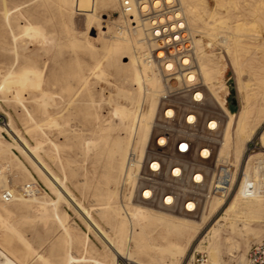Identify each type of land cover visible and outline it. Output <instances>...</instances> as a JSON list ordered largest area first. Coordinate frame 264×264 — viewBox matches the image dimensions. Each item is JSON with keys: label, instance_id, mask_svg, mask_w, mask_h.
<instances>
[{"label": "rangeland", "instance_id": "rangeland-1", "mask_svg": "<svg viewBox=\"0 0 264 264\" xmlns=\"http://www.w3.org/2000/svg\"><path fill=\"white\" fill-rule=\"evenodd\" d=\"M71 1L67 0L59 4L58 0H0V126L5 127V123L11 121L29 147H36L37 143L41 142L36 151V159L46 165L49 172L64 184V189L70 197L81 204L86 220L94 228L109 231L108 226L100 218L99 209L102 193L106 191L104 176L109 165L108 147L114 137L123 136L120 131L113 129L120 124V120L111 114L112 107L117 103L127 105L128 101L124 95L123 97L122 94L119 95L118 90L121 93L124 90L131 91V87H134L127 80L129 74L124 64L129 61L130 55L126 52L114 54L110 59L113 66L105 62L104 77L89 76L87 87L80 84L78 76L82 73L87 75V66L94 61L96 54L102 51L104 43L124 17L119 7V0H97V6L91 0H78L75 10L71 8ZM189 1L195 7V14L199 16L193 26L190 24L192 30H195L193 36L202 37L206 41L214 37V40L212 39L214 51L224 55L228 63L224 73L228 87L226 107L232 113L238 111L241 99L229 65L231 52L232 56L235 54L238 62H242L240 63L242 80L252 89L251 101L255 104L254 116H257L255 119L259 124L256 134L258 136L259 131L264 129V0ZM187 19H189L188 14ZM241 22L248 24L247 29L235 34L236 24ZM27 23H31V27L27 31H22L23 25ZM105 24L109 26L108 33L93 39L101 30H107L103 28ZM35 30L42 31L43 36L34 32ZM210 32L213 36H210L212 35ZM219 36L228 37L230 54L219 42ZM234 39L239 41L236 42ZM88 40L93 42L96 49L93 53L85 49ZM244 61H248L250 65L248 62L243 63ZM25 68H35L42 72L39 85L35 87L34 83L31 85L17 78L6 80L7 71H21ZM11 86L18 93L20 100H16L13 91L10 90ZM41 92H47L50 97L45 101L42 100ZM207 94L206 109L221 114L209 93ZM231 96L236 98L235 106L230 103ZM23 106L32 115V120L27 117ZM158 109L159 103L154 121L158 116ZM50 117L55 119L53 121L55 125L49 121ZM225 120L224 117V122ZM47 122L53 125H48ZM33 123L37 124V129L35 124L32 126ZM14 138L13 134L0 130L1 175L3 174L8 180L7 184L14 194L21 193V187L26 183L37 185L40 193L35 194L39 199L30 200L27 204L15 200L5 205L11 212L8 221L12 223L14 229H6L0 224L2 245L10 249L22 264L23 262L24 264H64L63 258L67 249L74 256L81 255V243L87 235L90 253L95 257H102L107 246L105 240L94 228L92 230L87 228L83 213L81 214L73 204L57 199L47 179L38 171L33 161L35 159L16 147ZM1 163H7L9 169L1 168ZM120 177L118 173L114 201L115 204L122 206L118 193ZM1 185L0 183V204L3 203L1 194L6 191ZM50 199L54 200V204L46 203L47 208L42 211L39 207L40 202ZM133 204L137 203L133 202ZM140 206L147 207L141 204ZM254 208V203L240 201L236 213L232 214L230 220L224 224L217 222L219 215L222 214V211H219L195 237L181 264H184L183 261L194 251L208 253V243L205 239L210 235L211 228L217 227L220 232L219 264H244L250 246L264 239V213L254 216L250 212ZM154 210L189 220L200 218L162 209ZM56 217H59L64 224H60ZM64 225L70 236L68 243L65 241L67 235ZM148 230L150 234H155L157 228L151 226ZM131 259L145 264V260L140 256ZM117 262L124 264L128 260L124 256ZM80 264H90V262Z\"/></svg>", "mask_w": 264, "mask_h": 264}, {"label": "bare ground", "instance_id": "bare-ground-1", "mask_svg": "<svg viewBox=\"0 0 264 264\" xmlns=\"http://www.w3.org/2000/svg\"><path fill=\"white\" fill-rule=\"evenodd\" d=\"M58 1L59 4H63L67 0ZM91 1L96 3L97 6V0ZM188 1L189 0H131L133 10L129 13H124L119 0V7L122 11L121 13L124 17V20H122L121 24H119L118 27L114 29L112 35L104 43L102 51L96 54L94 61L87 66V75L83 73L80 75V72L78 73L80 84L84 87H87L90 80L89 76L92 78L104 77L105 72L103 70V65L105 62L109 66H113V63L110 59H112L114 54L126 52L130 55L129 61L124 62V64L126 65L129 74L127 80H129V83H131L134 87H131V91L124 90L125 92L121 89V93L118 90L119 95L122 94V97L124 95V98L128 101L127 105L117 103L112 107L111 114L120 120V124L114 126L113 129L120 131L123 136L118 135L114 137L111 140L110 146H107L109 151V165L107 174L104 176L106 191L102 193V201L100 203L101 208L99 209L101 210L99 213L100 218L105 223V225L108 226L109 231H106L105 229L102 230L98 227L94 228L92 224L86 220V215L84 216V208L81 206V204L77 200H73V198L70 197L68 192L64 189V184L54 174L52 175L49 172L46 165L40 162L38 158L36 159V151L40 147L41 142L37 143L36 147H29L26 144L23 136H21L18 130L15 129L11 121L5 123V127L0 126V130H5L6 132L11 133V135H14L16 147L25 151V153L31 156V158L33 157V159H35L33 161L35 162L38 171L45 177V179H47L48 184L52 191L56 194L57 199H63L67 204H73L81 212V214L83 213L87 228L90 230L94 228L95 231H97L101 235L102 239H104L107 243L106 251L103 252L104 255H102V257H95L90 253L89 239L88 236L85 235L81 243V255L74 256L67 249L63 258L64 264H80L82 262H90V264H118L117 260L124 256L127 257L129 262L134 261V263L137 262L131 258L134 256H140L145 260V264H181L183 257L185 256L191 244L194 242L195 237L200 233L201 230L205 228L207 223L219 213V211H222V214L219 215L217 222H223V224L226 223L227 220H230V216L232 214L236 213L240 201L254 203L255 208L250 211L254 216H259V214L264 213V198L258 196L242 198L239 193H235L227 200H223L221 197L213 198L207 206L206 212L202 214L198 220L174 217L170 216L169 214H164L163 212L159 213V211L155 212V210L152 208L140 206V204H133L132 202H128L125 207L115 204L116 202L114 201V198L117 191L115 186L118 173L120 177L125 168L127 155L132 149H136L137 152L140 153L143 152V149L152 132L159 99L163 91L162 78L156 69L155 63L149 60V56L151 55L152 51L157 49V44L154 41H151L152 38H150V36L152 33H150L149 30L154 24H156L157 21H174V26H171V28L169 26L168 30L175 31V29H180L184 33L182 36L187 35L191 38V51L196 61V69L191 74H189L188 80L192 81L198 77L202 81V83L206 86L211 99L214 101L218 110L226 119L224 122L222 139L220 140V146L218 150L219 157L230 158L235 165H239L243 159V153L247 147V142L255 137L260 142V149L256 152L254 157H261L264 155V129L259 131L258 136L256 135L259 124L258 121L256 123L255 118L257 116H254L255 104L251 101V97L253 96L251 93L252 91L250 92L252 89H250L247 82L242 80V68L240 65L242 62H238L239 60L236 58L235 54L232 56L231 52V60L228 57V60L231 61L229 62V65H231L233 76L235 78L236 90L241 99V106L239 107L238 111L236 113H232L226 107L225 98V95L228 93V87L224 80V73L228 67V63L224 55H222L220 52L214 51V37L212 38L213 40L210 38L206 41L202 37L195 38L193 36V32L195 30H192L191 26L195 24L194 22L199 16L197 17L194 10L195 7L189 3L190 1ZM77 2L78 0L71 1V8L73 10L76 9ZM162 5L174 8L163 12L158 16H152L151 14H153L154 11H159ZM187 14L189 15V19H187ZM153 18H156V20H153ZM222 22H219V24H222ZM31 25V23L24 24L22 31H27ZM247 25L248 24L245 22L237 23L235 28L236 30L234 29L235 34L236 32L238 33L239 31L247 29ZM108 27L109 26H106L105 24L103 28H107V30H101L99 35L93 39H98L99 37L106 35L108 33ZM30 30L32 29L30 28ZM34 32H37L40 36H43L42 31L39 32L35 30ZM213 32L215 31L213 30ZM202 34L206 35V33ZM210 36H213V34ZM234 38L236 37L234 36ZM235 41L237 42L239 40L237 39ZM219 42L225 47L226 52L230 54V42H228V37L219 36ZM85 49L90 53L96 51L93 42L89 40L86 42ZM231 49L233 50V48ZM239 52H241V50ZM155 53L158 56L162 55L161 51L155 50ZM124 57L127 58L125 55ZM242 58L244 57L242 56ZM76 61L78 60L76 59ZM186 61V59L183 60L184 63ZM245 62L248 61H244L243 63ZM248 64L250 65L249 62ZM171 66V63L166 65L167 69H170ZM195 74H197V76ZM5 78L7 81L10 78L21 79L23 82H28L31 85L34 83V86L36 87V85H39L42 80V72L35 68H25L21 71H7L5 73ZM10 90L13 91L16 100H20L18 93L13 89L12 86ZM49 97L50 96L47 92H41L40 98L42 100L45 101ZM20 103L22 104V101ZM23 108L28 115L27 117L32 120V115L28 112V110H26L24 106ZM168 114H171V112H168ZM34 119L35 118H33V120ZM190 119H192V117H190ZM49 121L53 122L55 119L50 117ZM34 124L35 128L37 129L36 123H33L32 126H34ZM55 124L56 123H54V125ZM216 124L217 123L213 121L210 125L215 126ZM48 125L53 124L49 123ZM87 143L88 142H86V145H88ZM90 144L95 143L90 142ZM1 168H5L6 170L9 169L7 163H1ZM1 173L2 171H0L1 186L13 193L7 184L8 180L3 174L1 175ZM26 185L30 184L26 183L24 186L22 185L23 187L20 186L21 193H13V199L11 201H3V203L0 204V224L5 226L6 229H14L12 223L10 224L8 221L11 212L5 206L7 203L18 200L23 204H27L30 200L39 199V197L35 196L33 192H26ZM46 203L54 204V200L50 199L49 201L46 200L45 202H40L39 207L42 209V211L46 210ZM57 219L60 224H64L59 217ZM223 224L220 223V225ZM151 226L157 228L155 234H150L148 227ZM63 227L65 234L67 235L65 237V241L68 243L70 236L68 234L67 227L65 225ZM219 233L218 227L211 228L210 235L207 237V239H205V241L208 243L207 256L211 264L220 263V249L218 243ZM12 253L13 252H11L10 249L4 247L0 242V264H22V262Z\"/></svg>", "mask_w": 264, "mask_h": 264}, {"label": "built area", "instance_id": "built-area-1", "mask_svg": "<svg viewBox=\"0 0 264 264\" xmlns=\"http://www.w3.org/2000/svg\"><path fill=\"white\" fill-rule=\"evenodd\" d=\"M120 2L124 13L133 10L131 0ZM172 8L162 5L151 15L158 16ZM173 22L157 21L149 30L151 41L157 44L155 50L162 52L158 56L153 50L149 60L155 63L162 78L163 91L143 152L132 149L127 155L118 187L122 206L134 202L198 218L213 198L227 200L235 193L242 198H264V155L254 157L260 149L258 139L247 142L239 165L230 158L219 157L224 117L206 109L208 91L202 81L198 77L188 80L196 69L191 38L182 36L180 29L168 30ZM169 63L172 66L167 69ZM213 121L215 126L210 125ZM27 191L40 193L35 184L26 185ZM1 199L11 201L13 193L3 191ZM183 262L211 264L204 251H194ZM244 264H264V239L250 246Z\"/></svg>", "mask_w": 264, "mask_h": 264}, {"label": "water", "instance_id": "water-1", "mask_svg": "<svg viewBox=\"0 0 264 264\" xmlns=\"http://www.w3.org/2000/svg\"><path fill=\"white\" fill-rule=\"evenodd\" d=\"M226 95H225V98H226ZM230 103H231L232 106L236 105V98L234 96H231Z\"/></svg>", "mask_w": 264, "mask_h": 264}]
</instances>
